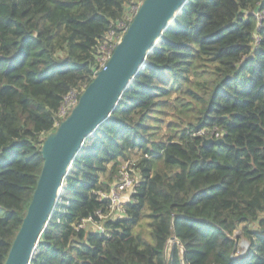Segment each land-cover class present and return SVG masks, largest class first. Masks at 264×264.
Wrapping results in <instances>:
<instances>
[{"label":"trees","instance_id":"trees-1","mask_svg":"<svg viewBox=\"0 0 264 264\" xmlns=\"http://www.w3.org/2000/svg\"><path fill=\"white\" fill-rule=\"evenodd\" d=\"M143 0H0V264L65 96L100 70L97 46ZM264 0H189L89 135L29 264H264ZM166 125V132L162 128ZM217 129L223 142L196 135ZM218 139V140H219ZM139 176L114 216L124 162ZM103 226L79 228L83 220ZM247 243L242 258L236 230ZM174 238L173 241H170Z\"/></svg>","mask_w":264,"mask_h":264},{"label":"water","instance_id":"water-1","mask_svg":"<svg viewBox=\"0 0 264 264\" xmlns=\"http://www.w3.org/2000/svg\"><path fill=\"white\" fill-rule=\"evenodd\" d=\"M189 0H143L110 59L95 73L70 114L49 133L40 150L43 166L4 264H29L38 240L62 194V183L85 139L108 119L123 92L159 45ZM222 139H203L219 145ZM171 238L170 241H173ZM247 249V243L243 241Z\"/></svg>","mask_w":264,"mask_h":264},{"label":"built area","instance_id":"built-area-1","mask_svg":"<svg viewBox=\"0 0 264 264\" xmlns=\"http://www.w3.org/2000/svg\"><path fill=\"white\" fill-rule=\"evenodd\" d=\"M139 4H132L126 11L125 16L122 20H118L115 24L111 25L108 32L103 36L100 43L97 46L98 53V64L100 69L106 64L110 59L116 45L121 40L122 36L126 32L130 22L134 18L135 14L139 9ZM264 18V13H256L257 26L260 27L262 19ZM78 102V98L75 92L69 93L64 97L63 102L56 114V121L54 127L56 128L59 123L64 120L75 107ZM197 136L202 139H213L218 140L221 138V133L217 129H202L196 133ZM134 162H124L120 167L116 179V182L109 186L107 192L98 191L99 200H107L110 203V211L114 216L121 215V206L130 201L131 196L135 193V189L139 182V176L135 173L133 169ZM127 194L128 199L124 203L122 199ZM120 212V213H119ZM94 227L98 232L103 233V226L100 224H91V221L83 220L79 228L84 227Z\"/></svg>","mask_w":264,"mask_h":264},{"label":"rangeland","instance_id":"rangeland-1","mask_svg":"<svg viewBox=\"0 0 264 264\" xmlns=\"http://www.w3.org/2000/svg\"><path fill=\"white\" fill-rule=\"evenodd\" d=\"M140 4H141V2H140ZM140 6V5H139ZM166 132V125L164 124V126H163V128H162V133L164 134ZM87 142H85L84 141V145L86 144ZM116 180L118 181V179H115V182H116ZM128 197L129 196H127V194L125 195V197L122 199V202H126L127 201V199H128ZM120 213V212H119ZM5 215V213H4V211H2V210H0V217H3ZM241 236H240V230L238 229V230H236V232H235V234H234V238L237 240V239H239L238 240V251H237V253L235 254V256H234V258H242V256L244 255V253H245V251H246V248L244 247H242V245H243V241L241 240V238H240Z\"/></svg>","mask_w":264,"mask_h":264},{"label":"bare ground","instance_id":"bare-ground-1","mask_svg":"<svg viewBox=\"0 0 264 264\" xmlns=\"http://www.w3.org/2000/svg\"><path fill=\"white\" fill-rule=\"evenodd\" d=\"M242 247L244 248V245H242Z\"/></svg>","mask_w":264,"mask_h":264}]
</instances>
